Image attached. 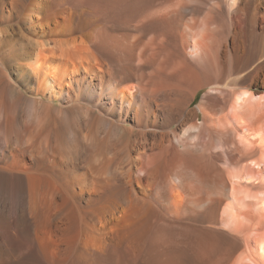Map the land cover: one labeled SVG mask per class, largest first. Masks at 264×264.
<instances>
[{
  "label": "bare ground",
  "instance_id": "6f19581e",
  "mask_svg": "<svg viewBox=\"0 0 264 264\" xmlns=\"http://www.w3.org/2000/svg\"><path fill=\"white\" fill-rule=\"evenodd\" d=\"M0 264H264V0H0Z\"/></svg>",
  "mask_w": 264,
  "mask_h": 264
}]
</instances>
